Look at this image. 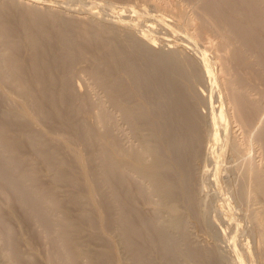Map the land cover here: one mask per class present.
Listing matches in <instances>:
<instances>
[{
	"label": "rangeland",
	"instance_id": "obj_1",
	"mask_svg": "<svg viewBox=\"0 0 264 264\" xmlns=\"http://www.w3.org/2000/svg\"><path fill=\"white\" fill-rule=\"evenodd\" d=\"M245 1L0 0V264H264Z\"/></svg>",
	"mask_w": 264,
	"mask_h": 264
},
{
	"label": "bare ground",
	"instance_id": "obj_2",
	"mask_svg": "<svg viewBox=\"0 0 264 264\" xmlns=\"http://www.w3.org/2000/svg\"><path fill=\"white\" fill-rule=\"evenodd\" d=\"M246 1H247V0H246ZM246 1H245V2H246ZM249 2H251V1H249ZM249 2H246L245 5L248 4V6H250L251 3L249 4ZM253 2H254V1H252V3H253ZM242 3H243V2H242ZM210 4H211V3H210ZM243 4H244V3H243ZM243 4L240 5V6H241L240 8H242V7L244 6ZM212 5H213V4H212ZM218 5H219V4H218ZM248 6L246 5V7H248ZM252 6L254 7V6H256V5H254V3H253V5H251L249 8H251ZM212 7H214V6H212ZM221 7H222V6H220V9H221V10L218 8V9L220 10V12L222 11V13H223V12L227 11V8H226V10L223 11L222 9H224L225 7H223V8H221ZM118 8H119V7H118ZM244 8H245V6L243 7V9H244ZM214 9H215V8H214ZM216 9H217V8H216ZM243 9H240V10H242L241 13L243 12ZM246 9H247V12H250V11H248V10H249L248 8H246ZM246 9H244V10L246 11ZM234 10H235V9H234ZM254 10H255V7H254L253 11H254ZM253 11H252V9H251V12H253ZM255 11H256V12H255ZM255 11L252 13L253 15L250 14V16L248 15L247 12H245L247 15H244V12H243L242 15L244 16V18L247 17V16H248L247 18H251V17L255 16L256 14H257V15L260 14L259 12H257V10H255ZM251 12H250V13H251ZM254 13H256V14L254 15ZM258 13H259V14H258ZM220 14H221V13H220ZM223 14H225V13H223ZM230 16H232V15H230ZM244 18H242L241 21L239 20L240 22H238V19L236 20V21L238 22V23L236 22L238 27H239V23H240V27H241V24H242L241 22L243 21ZM259 19H261V18H259ZM244 20H246V19H244ZM248 20H249V19H248ZM248 20H247V21H248ZM261 21H262V20H261ZM263 21H264V20H263ZM263 21H262V22H263ZM245 22H246V21H245ZM262 22H261V23H262ZM230 23H231V22H230ZM236 23H235V21L233 22V24H236ZM247 23H248V22H247ZM247 23H246V24H247ZM263 23H264V22H263ZM244 24H245V23H244V21H243L242 27L244 26ZM258 24H259V23H258ZM237 26H236V28H235V31L238 29V32H240V33L242 32L243 34H244V32H243L244 30H245V32H247V30H250V28H249L248 25H245V26H246V29L243 30L244 27L242 28L243 31H242V30L240 31L241 28L239 27V28H240V29H239ZM247 26H248V28H247ZM232 27H233V26H232ZM250 27H251V26H250ZM250 31H251V30H250ZM238 32H237V33H238ZM255 32L257 33V31H255ZM247 33L249 34L250 32L248 31ZM256 33H252V35H250L251 37L248 36V39L250 38V40H251L252 37H253V35L255 36ZM243 34H241V36H242V37L244 36L243 38L245 39L247 36H246V34H244V35H243ZM250 34H251V33H250ZM256 35H257V38L255 37V38H256L255 40H251V41H250V42H252V43H255V42H256L255 45L252 44V45H254L255 47L258 46V41H257V39H258V37H259L258 34H256ZM245 36H246V37H245ZM253 38H254V37H253ZM32 39H33V38H32ZM248 39H247V40H248ZM245 40H246V39H245ZM247 40H246V41H247ZM259 40H260V39H259ZM247 42H248V41H247ZM250 44H251V43H250ZM256 44H257V45H256ZM263 46H264V45H263ZM197 47H198V46H197ZM195 49H196V48H195ZM250 103H251V102H250ZM184 105H185V104H184ZM184 105H183V106H184ZM186 105H187V104H186ZM256 106H257V105H256ZM213 109H214V108H213ZM189 112H190V111H189ZM190 113H192V111H191ZM186 115H187V114H186ZM189 115H190V114H189ZM193 116H195V115L193 114ZM186 117H189V116H186ZM187 119H188V118H187ZM187 119H186V121H187ZM186 121H185V122H186ZM217 121H218V120H217ZM188 122H189V121H187L186 123H188ZM196 122H197V121H196ZM189 123H190V122H189ZM189 123H188V124H189ZM189 125H190V124H189ZM217 130H218V129H217ZM220 130H221V129H220ZM223 135H224V134H223ZM259 137H261V136H259ZM151 152H152V151H151ZM246 154H247V153H246ZM134 156H135V155H134ZM130 157H131V156H130ZM132 158H133V157L130 158L131 160H129L128 158H126V159H128L131 163H134V164L136 165L138 162L133 160V159H135V158H133V159H132ZM137 158H138V157H137ZM221 158H222V157H221ZM120 159H121V158H120ZM118 160H119V159H118ZM137 160L140 162L141 159H137ZM119 161H120V163H124V162H125L124 159H121V160H119ZM129 161H128V162H129ZM253 161H255V160H253ZM239 162H242V161H239ZM250 163H251V161L249 162V164H250ZM134 164H133V167H134ZM153 164H155V163H153ZM153 164H152V165H153ZM242 164H243V163H242ZM156 165L158 166V163L155 164L154 166L156 167ZM161 165H162V164H161ZM251 165H252V164H251ZM140 166H141V165H140ZM162 166H163V165H162ZM244 166H245V165H244ZM0 167H1V166H0ZM155 167H153L152 169H150V171H151V172H154V169H156ZM252 167H253V166H252ZM157 168H158V167H157ZM253 168H254V167H253ZM253 168H252V170H253ZM248 169H249V168H248ZM158 170H159V169H158ZM250 171H251V170H250ZM155 172H156V170H155ZM243 172H245V171H243ZM156 174H157V173H156ZM243 174H244V173H243ZM162 177H163V176H162ZM256 177H257V176H256ZM244 178H245V177H244ZM156 180H157V179H156ZM161 181H162V180H161ZM250 181H251V180H250ZM166 182H167V181H166ZM250 184H251V183H250ZM251 185H252V184H251ZM253 185H254V184H253ZM260 185H261V184H260ZM167 186H168V185H167ZM254 186H255V185H254ZM258 187H259V186H258ZM252 189H253V188H252ZM245 190H246V189H245ZM247 192H248V191H247ZM263 192H264V191H263ZM250 193H251V192H250ZM164 202H165V201H164ZM164 202H162V203H164ZM166 205H167V204H166ZM171 205H172V204H171ZM171 205H169V206H171ZM171 209H172L173 211H175V207H174V206H171ZM173 211H172V213H173ZM176 211H177V210H176ZM258 215H259V214H258ZM258 221H259V220H258ZM260 221H261V220H260ZM71 230H72V229H71ZM260 233H261V232H260ZM261 238H262L263 241H264V233H262V237H261ZM263 245H264V244H263ZM73 248H74V247H73ZM77 248H78V247H77ZM79 251H80V250H79ZM79 251H77V252H79ZM79 253H80V252H79ZM79 253H76V254H77V255H80Z\"/></svg>",
	"mask_w": 264,
	"mask_h": 264
}]
</instances>
